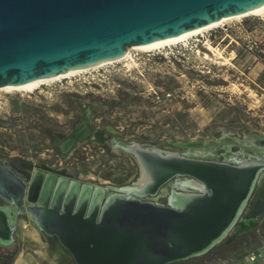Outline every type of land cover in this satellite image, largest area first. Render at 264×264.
<instances>
[{
  "label": "water",
  "instance_id": "95a60500",
  "mask_svg": "<svg viewBox=\"0 0 264 264\" xmlns=\"http://www.w3.org/2000/svg\"><path fill=\"white\" fill-rule=\"evenodd\" d=\"M262 5L264 0H0V87L116 62L132 47ZM72 132L65 152L55 143L61 156L91 138ZM118 147L133 155L139 177L110 195L103 186L44 169H17L23 180L0 157V196L16 215L55 238L74 264H180L226 242L264 174V158L229 163L136 142ZM174 178L194 183L171 193L165 204L151 200Z\"/></svg>",
  "mask_w": 264,
  "mask_h": 264
},
{
  "label": "rangeland",
  "instance_id": "374dc122",
  "mask_svg": "<svg viewBox=\"0 0 264 264\" xmlns=\"http://www.w3.org/2000/svg\"><path fill=\"white\" fill-rule=\"evenodd\" d=\"M87 110L90 126L102 135L78 141L61 156L56 141L68 136ZM253 135H264V13L159 49L131 48L119 61L30 90H0L1 157L108 188L130 186L139 177L135 158L116 142L220 158L225 145L249 154L251 146L228 141ZM188 142L205 147L181 146ZM261 189L258 183L241 219ZM259 216L264 218V211ZM257 225L264 221L252 227ZM15 235L12 249L0 247V264H49L51 258L74 264L27 217H20ZM229 237L227 245L180 264H218L249 245L247 234L228 242Z\"/></svg>",
  "mask_w": 264,
  "mask_h": 264
},
{
  "label": "bare ground",
  "instance_id": "6f19581e",
  "mask_svg": "<svg viewBox=\"0 0 264 264\" xmlns=\"http://www.w3.org/2000/svg\"><path fill=\"white\" fill-rule=\"evenodd\" d=\"M262 13H264V5L256 8V9H253L250 12H247V13H244V14H241V15H234V16H230V17H227V18H223V19H221V20H219L217 22H214V23L209 24L207 26H204V27H201V28H198V29H195V30H192V31L183 33V34H180L178 36H174V37H170V38H166V39H162V40L150 42V43H147V44L141 45V46L132 47V49L133 48H137L138 50H143V51H149V50H153V49H159V48L164 47V46H168V45H171V44H174V43H178V42L184 41L185 39H187V38H189L191 36H194L196 34H199L201 32L207 31L209 29L218 27L219 25H221L223 23H226V22H229V21H232V20H237V19L239 20L240 18H243V17H246V16H250V15L258 16V15H260ZM130 50H131V48L128 50L127 54L123 58H125V57H127L129 55V51ZM111 63H113V62H110V64ZM101 66H103V65H98V66H94V67H91V68L77 70V71L70 72V73H67L65 75H60V76H57V77H54V78H47V79L36 80V81H32V82L25 83V84H22V85L3 86V87H0V90H5V91L30 90V89H33V88L38 87L39 85L45 84L47 82L54 81V80H58L60 78L70 77V76L76 75L77 73H80V72H83V71H87L89 69H95V68L101 67ZM88 113L89 112H87V114ZM73 130L77 133V135H91V138H92L93 128L90 126L89 122H87V117L86 116L83 119H81L78 122V124H76V126L74 127ZM73 134H74V132H72L70 135L65 136V137L59 139L58 141H56L57 143H61L60 144L61 145L60 147H61V151L62 152H65L66 150H68L71 147V145H72V135ZM253 138H254L253 136H250V137H245L243 139L238 138V137H235L234 139L237 140V141L239 140L241 143H247L249 145L250 142H252ZM260 142H264V141H259V145H260ZM120 144H123V143L116 142L115 143V146L118 147ZM181 146L182 147H186L188 149H193V148H199V143H197V142L196 143L195 142H189L188 144L187 143L181 144ZM258 150L260 151V153L264 154V148H258ZM188 153H183V154L188 155V156H193V157L207 158V156H205L203 154H188ZM245 155H247L249 158L258 156L257 153H253V152L252 153H249V154H245ZM244 160H241V161H239L237 163L243 162ZM15 165L18 166V168H20L21 171H23V172H24V170H30L31 169V167L28 164H26L24 162H21L19 160L15 162ZM28 173L29 172H27V174ZM171 181L174 183L175 189H173L168 194V196H167L166 199H168L171 196V193H174V192H176L178 190H187L188 187L189 186H192L193 183H194L189 178H174V179L170 180L169 182H171ZM164 186L160 189V191L158 192L157 195L161 194L160 196H165L166 190H165ZM105 190H106L107 194L110 195V194L114 193L115 191H117V188H113V187L108 188V187H105ZM157 195L153 196L151 198V200L154 197H156ZM262 211H264V202L257 201L255 203V205L251 209H249V211H247V213H246L245 220L248 221V222L247 223L240 222V224L236 227V229H234L232 231V233L230 234V237L229 238L233 237L234 235L240 233L243 230H247V229L251 228L252 226H254L256 224V222H257L258 215ZM54 250L57 251V252H59V249L58 248H56ZM56 254L57 253H55L54 257H56ZM48 262H49V264H56V260L54 258L49 259Z\"/></svg>",
  "mask_w": 264,
  "mask_h": 264
},
{
  "label": "flooded vegetation",
  "instance_id": "af4514ba",
  "mask_svg": "<svg viewBox=\"0 0 264 264\" xmlns=\"http://www.w3.org/2000/svg\"><path fill=\"white\" fill-rule=\"evenodd\" d=\"M83 119V118H82ZM81 120V119H80ZM79 120V121H80ZM77 121L73 128H72V131L74 129V127L76 126V124H78ZM72 133V132H71ZM70 133V134H71ZM69 134V135H70ZM100 135H102V133L100 132H97V131H93V135H92V138L93 136H96L97 138L100 137ZM253 140L252 141H256L255 143H257L256 147L254 146H251V148H253L252 150H249L250 152L249 153H257L258 156L256 157H252V158H249L247 155H245V152L243 153V151H236V152H232L230 151V148H229V145H225L226 146V152H224L223 154H221L222 157H218L214 154H212V152L210 153H204L205 156H207V159H214V160H221V161H225V162H229V163H237L241 160H244V159H253V158H264V154L260 153V151L258 150V148H261V145H259V141H264V135H253ZM61 138V137H60ZM232 138V137H231ZM228 142H238L237 140H235L234 138H232L230 141ZM122 143V142H121ZM200 145V144H199ZM201 148L204 149L205 145L204 144H201V146H199ZM247 147H250V146H247ZM258 147V148H257ZM264 148V147H262ZM225 149V148H224ZM232 152V153H231ZM243 155L244 158L242 159H237V158H232V156L234 155ZM261 154V155H260ZM214 156V157H213ZM1 157V156H0ZM3 158V157H2ZM5 159V158H4ZM5 160H8V159H5ZM17 160H9V162L11 164H14V167H9V169H11L12 171H14L18 176L21 177V179H25L26 175L24 174H21V173H18L17 172V169H20L18 168V166L15 165V162ZM21 170V169H20ZM24 170V169H23ZM37 169H30V170H24L25 172H29V174H32L33 171H35ZM264 178V174L261 175V178L260 180ZM71 180V179H69ZM260 186H261V190L257 193V199L253 202L251 208L255 205V203L257 201H261V202H264V182H260ZM165 190H166V194L165 196H160L161 194L157 195L156 197H154L152 200L155 201L156 203H160V204H165L166 203V200L167 199H163L164 197H167L168 194L173 190L175 189V186H174V183L171 181L169 182L168 184H166L164 186ZM162 198V199H161ZM161 199V200H160ZM159 200V202H158ZM24 206H28L30 205V203H28L25 199H24ZM250 208V209H251ZM249 211V209H248ZM247 213V212H246ZM23 216V217H26L25 215H21V214H18L16 215V209L15 207L10 203L8 202L6 199H4L3 197L0 196V247L2 248H9V249H12V247H14L16 245V235H15V231L17 229V225H18V220L20 219V217ZM258 220V219H257ZM241 222H245L247 223L248 221L245 220V217L242 218L240 220ZM55 240L54 243L57 244V241L55 238H53ZM226 244L227 243V240L226 242H223L222 244ZM60 247V246H59ZM64 251V250H63ZM55 252V250H54ZM56 253L58 254V252L56 251ZM184 263V262H183Z\"/></svg>",
  "mask_w": 264,
  "mask_h": 264
},
{
  "label": "crops",
  "instance_id": "0c3cea01",
  "mask_svg": "<svg viewBox=\"0 0 264 264\" xmlns=\"http://www.w3.org/2000/svg\"><path fill=\"white\" fill-rule=\"evenodd\" d=\"M259 220L264 221V218L259 216L257 221ZM244 234L249 236V245L244 251L233 252V254L223 257L219 259L218 264H264V225H257L249 232L243 231L237 236L239 237ZM251 253L256 255V259L253 262L248 261V256Z\"/></svg>",
  "mask_w": 264,
  "mask_h": 264
},
{
  "label": "built area",
  "instance_id": "2783aa9c",
  "mask_svg": "<svg viewBox=\"0 0 264 264\" xmlns=\"http://www.w3.org/2000/svg\"><path fill=\"white\" fill-rule=\"evenodd\" d=\"M256 259V255L254 253H251L249 256H248V261L249 262H253L255 261Z\"/></svg>",
  "mask_w": 264,
  "mask_h": 264
},
{
  "label": "trees",
  "instance_id": "16d2710c",
  "mask_svg": "<svg viewBox=\"0 0 264 264\" xmlns=\"http://www.w3.org/2000/svg\"><path fill=\"white\" fill-rule=\"evenodd\" d=\"M186 48H180L179 51H186Z\"/></svg>",
  "mask_w": 264,
  "mask_h": 264
}]
</instances>
